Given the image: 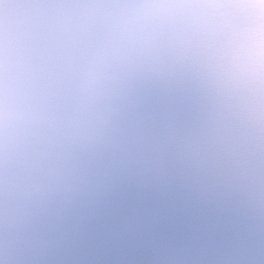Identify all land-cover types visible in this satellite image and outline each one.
<instances>
[{"label":"clouds","instance_id":"clouds-1","mask_svg":"<svg viewBox=\"0 0 264 264\" xmlns=\"http://www.w3.org/2000/svg\"><path fill=\"white\" fill-rule=\"evenodd\" d=\"M0 264H264V0H0Z\"/></svg>","mask_w":264,"mask_h":264}]
</instances>
